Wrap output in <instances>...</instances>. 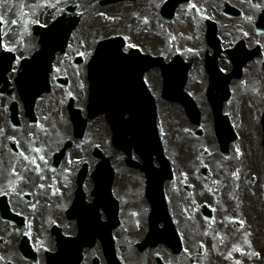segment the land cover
Masks as SVG:
<instances>
[{
  "label": "flooded vegetation",
  "instance_id": "obj_1",
  "mask_svg": "<svg viewBox=\"0 0 264 264\" xmlns=\"http://www.w3.org/2000/svg\"><path fill=\"white\" fill-rule=\"evenodd\" d=\"M259 0H223L220 6V13L217 14V17H221V12H223V7L225 2L231 7L238 9L240 15L238 19H231L232 10L227 8L225 18L228 20L227 23L229 26L237 25L233 27L232 34H238L239 39H241L248 50L256 51V59L250 63L245 70H249L246 79L244 75V83L240 82L238 84H232V91L236 89L237 91L244 92L245 86L247 83H252L253 88L248 89L247 93L253 92V100L256 102L254 105V111H241L243 118L247 117L245 120L244 127H242L239 133L242 134V148L249 154L253 156H258L260 153V158L258 163L264 164V153L262 150V131H263V109H264V32L256 24L257 16L259 15L260 8L258 5ZM43 2V3H42ZM51 0H30L29 10L32 13V16H39L40 21L48 25L52 17L53 9L50 10ZM62 2L61 10L69 8L72 10L73 14L71 16H66V25L69 24V19L73 18L78 21L77 27L74 31V40L69 43L68 53L75 54L80 53L85 50V47L81 44L79 37L82 35L83 30L86 29L85 25V7L86 0H60ZM42 4V11L39 13L38 5ZM28 5L27 1H24V7ZM23 8H19V11ZM225 11V10H224ZM111 17L114 18V11L111 13ZM236 20V21H235ZM106 33H111L112 36H128L129 28L128 25L123 22L120 18L119 20H112L109 22ZM234 35L226 36L225 48H234L236 42L231 37ZM247 36V37H244ZM238 39V40H239ZM223 40V41H224ZM33 50H37L38 46L36 41L33 39ZM229 64L226 58L219 59V62ZM230 113H235L236 109L231 107V103L228 104ZM247 114V115H246ZM237 130V129H236ZM238 133V131H237ZM238 133V136H239ZM240 142V136L237 144L234 146V149H238V144ZM253 176L249 175L248 179L245 181L247 183V189H244V193H250L254 196L256 192L257 207L259 210L254 214V219L252 222H248L246 217L249 215L251 210L252 203L248 199H242L238 201L237 199H232L229 205L233 206L234 204H241L243 206L242 210H233L228 212L223 219L226 222L225 233H219V228L212 229L203 234V237L206 239V243L212 244L214 241L217 242V247L215 253L217 258H220L223 253V239L233 240L235 242H242L248 244L250 248H254L258 234L262 228V216L260 209V196L259 189L254 190L255 187L261 188L264 181V173L261 174V170L256 168L253 169ZM17 194V211L18 215L22 218L18 222V225L14 227L6 226L3 233L0 234V263L5 261L11 264H28L22 260V256L19 252V249L23 244H21L24 239L27 237L29 239L30 234L29 230L33 228V191H18L14 192ZM200 194V192H198ZM10 194V193H8ZM165 201L168 206V212L171 216L172 223L174 228L179 232L180 226H189L193 225L197 221L199 215L200 206L203 204L201 200L197 198L196 193L191 189L188 192L185 190L173 191L169 195H166L164 192ZM6 201L8 203V195L6 196ZM253 217V215H251ZM241 220V223H237L235 220ZM241 224V225H240ZM164 226V221L159 222V227ZM136 228H140L139 224L135 225ZM148 227V222H147ZM40 233L43 236L47 235V232L42 228ZM199 240V238H194ZM47 245L46 241L41 243L40 248H44ZM37 249L41 254L43 253L41 249ZM118 249L120 247L118 246ZM139 254H144L145 252H138ZM209 261H204L201 258H196V251L189 257L186 264H206ZM34 264H46L43 254L37 255L35 258ZM157 264V263H156Z\"/></svg>",
  "mask_w": 264,
  "mask_h": 264
},
{
  "label": "water",
  "instance_id": "obj_2",
  "mask_svg": "<svg viewBox=\"0 0 264 264\" xmlns=\"http://www.w3.org/2000/svg\"><path fill=\"white\" fill-rule=\"evenodd\" d=\"M101 57L102 60H98L101 79L91 88L93 107L95 105L97 109H101L99 113L105 112L109 122L115 120L113 112L116 109L122 117L125 113H130L133 119L142 116L146 128L142 131V136L148 135L150 140H155V104L140 81L143 72L153 66L136 57L123 58L119 54L114 56L115 59L121 58L119 65H111L115 59L112 60L111 51L105 48L101 50ZM165 78V96L176 94L175 101L189 109L192 104L182 93L184 81L178 73L167 68Z\"/></svg>",
  "mask_w": 264,
  "mask_h": 264
},
{
  "label": "rangeland",
  "instance_id": "obj_3",
  "mask_svg": "<svg viewBox=\"0 0 264 264\" xmlns=\"http://www.w3.org/2000/svg\"><path fill=\"white\" fill-rule=\"evenodd\" d=\"M146 0H144L143 1V3L145 2ZM150 3H152L153 5H155V4H158V6L162 3V0H147V2L145 3V4H147V5H149ZM202 3H206V2H200L199 4H198V6L200 7V4H202ZM189 19V18H188ZM182 20H183V22H185V19L184 18H182ZM153 22L154 21H151L150 22V25H151V27L153 26ZM181 22L177 19L176 21H175V25L174 26H170V28L168 29V27H165V28H167V30L164 28V27H162V26H158L159 27V34H156L155 36H154V38L156 39L157 37H159L160 38V41H156V40H152V42L154 41L155 43H151L153 46H154V50H158V51H160V53H162V54H164V56L166 57V58H171V56L172 55H170L169 57H168V53H169V51H167L166 52V49L168 48V42L167 43H165V41H166V39H169L170 41H172V40H174L176 37H178V39H175L174 40V42H173V44H175V45H178L179 44V38H180V40L182 41V44H180V45H178V46H180V47H182V46H185L186 48H188L189 47V45H188V42L186 41V39L185 38H181L180 37V35L181 34H179L180 32H181V30H183V29H185L184 28V26H182V27H180L182 24H180ZM186 26H188V23H187V25ZM151 30V32H152V29H150ZM151 32H150V38H151ZM161 38H162V40H161ZM162 49H164V50H162ZM169 49V48H168ZM181 50H182V48H180ZM184 50V49H183ZM182 50V51H183ZM184 53H183V57H184V59L185 60H187V61H191V62H194V66H195V68L193 69L194 70V72L192 71L191 72V75H190V79H189V91L191 92V93H194L195 92V90H196V94L197 95H199V97H196V100H197V102H198V104H199V106H200V108H201V110H202V112H204V110L206 109L207 110V105H206V102H205V97H204V95H205V91H203V86H201V85H197V82L195 81L196 79H199V78H202L201 76H200V74H199V72H198V67L200 66V64L199 63H197V61H194L193 59H194V56H192V55H189L187 52H185V50L183 51ZM201 54H202V52H201ZM203 63V61L201 62V64ZM152 73V72H151ZM150 73V74H151ZM156 75V77H157V80H158V86L156 85V86H154V88H158V92L160 91V89H161V87H160V85H161V83H160V78H159V76H158V73L155 71L154 73H153V75H152V77H153V80H155L156 79V77H154ZM204 76L206 77V74H204ZM149 82H150V80H149ZM151 83V82H150ZM152 88V87H151ZM154 88H152V90L154 89ZM202 89V90H201ZM205 90V89H204ZM161 101V100H160ZM162 102V101H161ZM163 105L164 106H162L161 108H159V112L161 113L162 111L163 112H165L166 114H168L169 116H172V117H176V119L177 120H180V112L178 111L179 109H171L170 110V107H168L167 105H165V103H163ZM206 123H209L208 121H205ZM172 146H173V142L172 143H169V150L171 151L172 150Z\"/></svg>",
  "mask_w": 264,
  "mask_h": 264
},
{
  "label": "bare ground",
  "instance_id": "obj_4",
  "mask_svg": "<svg viewBox=\"0 0 264 264\" xmlns=\"http://www.w3.org/2000/svg\"><path fill=\"white\" fill-rule=\"evenodd\" d=\"M140 8H142V11L141 13L144 14V15H147L152 18L153 16L156 15V6L153 5V4H150L149 5V9L148 7L146 9H144V6L143 5H140ZM175 25V22L171 23V26H174ZM184 24H182L180 27H182ZM185 29L181 30V34H184L185 36L187 35V37L189 38V34H190V30H189V26H184ZM192 40H194L192 38ZM190 53H193V52H190ZM100 79H101V74H100ZM159 105H161V103H159ZM133 109V108H132ZM131 109V110H132ZM207 143V141H205ZM101 172V171H100ZM164 171H160V176H165V174L163 173ZM159 185H151V187L148 189V195L150 196V198L152 199L153 203H154V206H157L158 207V210L155 211L154 214H160V219H161V202H162V196L160 194V191L158 189ZM142 190V187L141 186H138L137 187V192H141ZM162 221V220H161Z\"/></svg>",
  "mask_w": 264,
  "mask_h": 264
},
{
  "label": "snow or ice",
  "instance_id": "obj_5",
  "mask_svg": "<svg viewBox=\"0 0 264 264\" xmlns=\"http://www.w3.org/2000/svg\"><path fill=\"white\" fill-rule=\"evenodd\" d=\"M4 21H3V17H0V23H3ZM13 23H15V21H13ZM12 49H8V51H11Z\"/></svg>",
  "mask_w": 264,
  "mask_h": 264
}]
</instances>
